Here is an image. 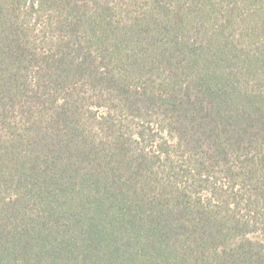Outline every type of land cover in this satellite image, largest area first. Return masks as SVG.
Returning <instances> with one entry per match:
<instances>
[{"label": "trees", "instance_id": "1", "mask_svg": "<svg viewBox=\"0 0 264 264\" xmlns=\"http://www.w3.org/2000/svg\"><path fill=\"white\" fill-rule=\"evenodd\" d=\"M0 264H264V0H0Z\"/></svg>", "mask_w": 264, "mask_h": 264}]
</instances>
